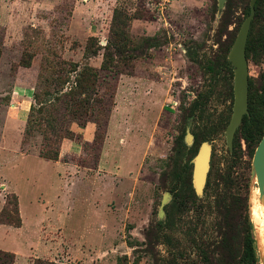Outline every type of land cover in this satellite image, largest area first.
I'll return each instance as SVG.
<instances>
[{
	"label": "rangeland",
	"instance_id": "rangeland-1",
	"mask_svg": "<svg viewBox=\"0 0 264 264\" xmlns=\"http://www.w3.org/2000/svg\"><path fill=\"white\" fill-rule=\"evenodd\" d=\"M250 1L0 0V250L15 254L14 264H207L204 256L211 264H252L242 225L253 222L256 145L239 131L231 146L225 130L207 142L210 186L204 191L205 182L202 193L195 192L202 207L172 231L158 227L171 199L162 177L176 157L175 138L183 128L192 135L197 126L230 120L233 78L231 97L224 49L249 16ZM263 32L261 0L248 32L256 49L247 59L248 84L257 94ZM120 38H126L122 51L115 48ZM147 38L156 46L146 47ZM116 54L120 73L101 72L104 56ZM130 54L137 57L126 61ZM71 64L99 72L100 102L89 109L92 117L75 119L68 117L67 97L56 104L51 114L62 139L52 146L59 157L46 161L39 157L46 124L24 137L33 94L46 98L49 91L55 98L54 91H68L76 75L69 73ZM206 90L211 96L202 122L193 115L183 124ZM88 123L96 129L86 142L80 131ZM218 194L233 201L237 214L232 246L217 252ZM17 217L21 226L9 225Z\"/></svg>",
	"mask_w": 264,
	"mask_h": 264
},
{
	"label": "trees",
	"instance_id": "trees-1",
	"mask_svg": "<svg viewBox=\"0 0 264 264\" xmlns=\"http://www.w3.org/2000/svg\"><path fill=\"white\" fill-rule=\"evenodd\" d=\"M260 1L261 0L256 1L255 10L256 6ZM120 39L122 41L117 42L119 44L115 45V48H117V50L119 49V51H122L120 47L121 44L126 40V38ZM145 43L147 44L146 47L148 48H153L156 46V44L151 43L150 38H147L145 40ZM232 43L233 41L226 44L224 49V58L226 59L224 64L226 65L227 70L228 92L231 97L233 67L227 60V56L232 46ZM258 46L261 50L262 60L264 63V32L262 38L260 39V44ZM133 50L135 51L137 49L133 48ZM255 51L256 49L255 46H253L252 41L247 38L245 49L246 59H248L250 55H253ZM136 57L137 55L130 54L124 58L126 59V61H129L131 59H135ZM117 59L118 54H116L115 59L111 55L104 56L100 71H115V73H118L119 71L116 68V63L118 62ZM22 65L28 67L26 63ZM69 66L71 68L69 70V73L76 74L74 82L69 87V90L65 92L63 91V89L54 91V93H57L55 98H52V94L49 91L45 92L46 98H42L39 94L34 92V104L30 107L26 128L24 130V137L26 138L32 133V127H35V129H39L42 123L46 124V129L42 132L45 145L44 148L40 149L39 151V157L46 161H57L59 157V149L54 148L52 146L56 143H59V140L62 139V133L58 130V127L56 125L58 118L51 114L52 109L56 108V104L63 97H67L68 100L66 101V109L68 117L75 119L76 117L82 118L88 115L89 117H92V114H88L89 109L90 111L92 110L91 107L94 102H100L97 98L96 89V84L99 78V72L89 66H84L81 70H78L79 66L77 64H71ZM215 67L216 64L213 65L211 69L214 70ZM126 74L130 75V71H127ZM262 81V94L254 93L251 90L252 84L249 82L247 114L243 116L241 124L236 130V132L239 131L241 133V136L247 142L254 143L255 145H257L258 141L260 140L264 128V73L262 75ZM68 82V80H62V82L58 81V83L60 84ZM210 96V90H206L204 93L197 94L196 98L186 110V114L183 115V124H186L188 122V119L193 115H197V118L199 117L202 122L205 107ZM49 97H51V99ZM107 121L108 118L104 126H106ZM228 122L229 118H227L226 120L221 119L216 123H212L211 126H206L205 124H203L202 126H197L196 131H193L192 133L193 143L191 146H187L184 142L185 128H183L178 134V136L175 138L174 146L177 149L176 157L174 160L168 163V166H170V171H166L162 177L163 184L169 181L167 189L171 195V199L169 203L164 206L165 219L163 222L158 223L159 228H164L169 231H172L175 229L176 226H178L179 222L182 221V219L187 216L191 211H198L202 207L203 204L197 203L198 201H200V199L196 196L192 185V160L196 156L201 144L204 142H209L213 134L225 130L226 126L228 125ZM95 125L97 126V129H99L100 131L102 130V124L96 122ZM48 131H50V135H52V137L47 135ZM100 131H98V133H101ZM211 169L212 163L210 164V170L208 172L204 191H206L210 186L209 180ZM222 176L219 175V179H225V175ZM224 193L225 194L222 195H227L226 192ZM222 195L218 194L214 202V209L220 219L219 223H217V233H219L218 235L222 236L220 242L212 245V251L216 250L217 252L219 250L224 251L232 246L233 237L231 231L234 227L232 218L235 214H237V211L233 206V201L231 204L227 200V196ZM17 200L18 199L15 197L13 210L18 215L19 211ZM9 225L17 228L20 227V218L17 217L14 222H9ZM242 228L245 229V239L247 241L251 263L256 264L258 262V257L252 235L251 221L246 220L242 225ZM202 252H204V250ZM204 261L207 262V264H211V261L208 260L206 256H204ZM14 262L15 254L0 250V264H14ZM39 264L54 263L45 262ZM117 264H119V262Z\"/></svg>",
	"mask_w": 264,
	"mask_h": 264
},
{
	"label": "water",
	"instance_id": "water-1",
	"mask_svg": "<svg viewBox=\"0 0 264 264\" xmlns=\"http://www.w3.org/2000/svg\"><path fill=\"white\" fill-rule=\"evenodd\" d=\"M225 0H219L222 4ZM257 0L250 1V14L242 23L240 30L233 42L229 53L228 61L233 67V106L229 123L225 129L227 144L231 146L236 129L241 124L242 118L247 114L248 108V64L245 55L248 32L252 18L255 14V3ZM185 143L191 146L193 136L187 133ZM210 148L207 142L199 147L196 156L192 160V185L196 194H201L206 182L209 171ZM254 184L257 188L258 204L263 212L262 231L252 222L253 239L257 252L259 264H264V128L260 140L258 141L251 161L250 169V191Z\"/></svg>",
	"mask_w": 264,
	"mask_h": 264
},
{
	"label": "bare ground",
	"instance_id": "bare-ground-1",
	"mask_svg": "<svg viewBox=\"0 0 264 264\" xmlns=\"http://www.w3.org/2000/svg\"><path fill=\"white\" fill-rule=\"evenodd\" d=\"M257 188H255L254 192H253V219L252 221L254 222V224L258 227V230L261 232L262 231V227H263V212L258 204V200H257Z\"/></svg>",
	"mask_w": 264,
	"mask_h": 264
},
{
	"label": "crops",
	"instance_id": "crops-1",
	"mask_svg": "<svg viewBox=\"0 0 264 264\" xmlns=\"http://www.w3.org/2000/svg\"><path fill=\"white\" fill-rule=\"evenodd\" d=\"M110 127H111V118H110L107 126L105 127L106 128V131L107 130L110 131ZM95 129L96 128H95L94 124H92V123L86 124V126L83 127L82 130L80 131V133L82 135L83 141L88 142V141L92 140L93 137H94V131H95ZM77 132H79V131L77 130Z\"/></svg>",
	"mask_w": 264,
	"mask_h": 264
}]
</instances>
